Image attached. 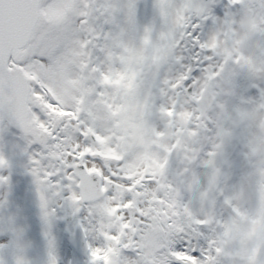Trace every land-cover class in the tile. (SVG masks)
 I'll use <instances>...</instances> for the list:
<instances>
[{"label":"snow or ice","instance_id":"1","mask_svg":"<svg viewBox=\"0 0 264 264\" xmlns=\"http://www.w3.org/2000/svg\"><path fill=\"white\" fill-rule=\"evenodd\" d=\"M0 264H264V0H0Z\"/></svg>","mask_w":264,"mask_h":264}]
</instances>
